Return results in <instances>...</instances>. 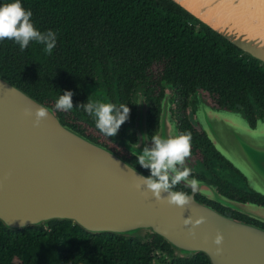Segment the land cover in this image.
<instances>
[{
    "label": "water",
    "instance_id": "obj_1",
    "mask_svg": "<svg viewBox=\"0 0 264 264\" xmlns=\"http://www.w3.org/2000/svg\"><path fill=\"white\" fill-rule=\"evenodd\" d=\"M170 1L264 66V0H242L248 13L246 19L237 22L257 26L260 31L251 36L233 31L230 23L223 24L216 16L204 20L178 0ZM165 101L161 103L155 136L167 139L177 133L170 124ZM37 107L49 111L48 118L39 125L34 117ZM30 112L33 115H28ZM197 115L201 129L215 149L242 174L249 190L264 197V118H259L252 128L244 119L241 127L228 123L225 128L230 140L218 145L210 137L212 128L204 121L215 118L224 122L240 114L200 104ZM145 121L144 108L138 104L135 123L142 126L141 134ZM129 151L141 153L130 148ZM140 176L148 177L107 148L62 125L50 108L0 76V223L3 227L18 230L51 220L68 221L90 234L111 233L139 240L157 235L175 258L202 253L209 264H264V228L229 218L197 202L193 194L199 193L262 224L264 205L232 200L197 179L199 187L195 193L187 183L180 184L190 190L188 195L192 197L191 206L181 209L156 201L143 187L138 190L137 185L142 183ZM201 218L204 222L198 224ZM218 233L223 236L220 246L214 243ZM218 247L222 250L219 255Z\"/></svg>",
    "mask_w": 264,
    "mask_h": 264
},
{
    "label": "trees",
    "instance_id": "obj_2",
    "mask_svg": "<svg viewBox=\"0 0 264 264\" xmlns=\"http://www.w3.org/2000/svg\"><path fill=\"white\" fill-rule=\"evenodd\" d=\"M12 0H0V5ZM41 32L57 44L49 55L31 42L21 50L0 42V76L50 108L64 123L56 101L71 91L73 106L95 73L156 79L185 98L197 93L213 106L264 118V66L204 27L170 0H21ZM103 66V69L99 67ZM134 167V166H132ZM141 173L140 169L134 167ZM251 191V190H250ZM248 191L247 199L264 205ZM245 200L244 198L239 199ZM237 220L238 213L226 214ZM237 215V216H236ZM243 222H255L244 220ZM259 227L264 224L255 222ZM157 262V263H155ZM0 264H209L202 253L175 258L157 235L144 240L90 234L68 221L9 230L0 223Z\"/></svg>",
    "mask_w": 264,
    "mask_h": 264
},
{
    "label": "flooded vegetation",
    "instance_id": "obj_3",
    "mask_svg": "<svg viewBox=\"0 0 264 264\" xmlns=\"http://www.w3.org/2000/svg\"><path fill=\"white\" fill-rule=\"evenodd\" d=\"M99 68L103 69L104 67L100 66ZM85 92L86 94L84 97L82 96L79 99V103L73 106L74 109L68 111L69 115H63L64 123L62 124L60 122L62 125L72 129L87 140L107 148L129 165L140 169L144 172L143 174L149 176L150 171L142 168L137 163V157L133 155L134 153L132 154V152L129 151V148L142 153L145 146L151 147V138L156 135L159 128L161 103L166 100L164 103H167V108L169 109L172 119L170 124L174 126L177 135L183 133H190L191 135L192 154L184 165V167H188L192 170V175L190 177L206 182L222 196L239 202H249L247 199L249 196L247 192L250 190L245 183V178L215 149L211 140L208 138L205 131L201 129L197 121V112L200 110V104H204L215 110L225 109L217 108L210 104L208 100L201 99L196 92L185 98L179 94L177 87L165 81H159L154 78H126L118 83L116 77L109 76L107 71H104V73H95L92 81L88 83ZM88 99L90 101L112 103L117 106L124 104L130 108L129 120L121 126L115 137H107L102 134L96 128L94 118L88 115L83 108L75 109L79 104L87 103ZM138 104L143 106L146 114V121L143 123V134L138 132V129H142V126L138 124L137 128L135 125ZM232 112L240 114V117L244 119L251 128L255 126L256 121L260 118L256 116L255 113L252 117H249L236 111ZM54 115L58 118L55 113ZM215 120H219L224 126L228 125L226 120L223 122L215 118L205 120L204 122L210 127H215L217 125V127L220 128L221 125H218V123L216 124ZM212 135L210 136L211 138H213ZM227 135L226 137H230L229 134ZM173 137L175 136L170 135V138ZM174 190L190 194V190L182 185H178ZM193 198L197 202L219 213L224 212L230 215L238 213L199 193L193 194ZM242 198L245 200L240 201L239 199ZM242 217H245L243 218L244 220L255 221L240 213H238V219L236 221L241 220L239 218ZM229 218L233 219V217ZM255 222L248 221L245 223L259 226Z\"/></svg>",
    "mask_w": 264,
    "mask_h": 264
},
{
    "label": "clouds",
    "instance_id": "obj_4",
    "mask_svg": "<svg viewBox=\"0 0 264 264\" xmlns=\"http://www.w3.org/2000/svg\"><path fill=\"white\" fill-rule=\"evenodd\" d=\"M32 15L31 10L23 7L21 0H12L11 3L0 5V42L13 41L19 45L22 51L27 49L31 42H35L44 45V51L50 55L56 47L57 34L52 30L45 32L38 30L32 22ZM73 95L74 93L71 91H65L63 95H60L55 104L56 109L65 112L73 110ZM80 108H83L88 115L94 118L96 128L107 137H115L121 126L129 120L130 115V108L127 105L117 106L89 99L87 103L79 104L75 109ZM28 115H33V113L30 112ZM48 116L47 108L37 107L34 111L35 124L39 125ZM191 154L190 133H183L167 139L152 136L151 147L145 146L142 153L133 154L137 157V163L150 171L148 177L140 176L142 183L137 185L138 190L143 187L152 194L156 201L166 202L170 206L181 209L189 208L192 197L186 192L174 189L182 182L187 183L193 193L199 187L197 179H189L192 170L184 167ZM163 193H167V195L164 196ZM203 222V218L197 221L198 224ZM186 223H191V221L186 220ZM214 243L217 246L222 245L223 236L218 233ZM221 251L218 247L216 254L219 255Z\"/></svg>",
    "mask_w": 264,
    "mask_h": 264
},
{
    "label": "bare ground",
    "instance_id": "obj_5",
    "mask_svg": "<svg viewBox=\"0 0 264 264\" xmlns=\"http://www.w3.org/2000/svg\"><path fill=\"white\" fill-rule=\"evenodd\" d=\"M188 10L195 15L206 20L210 16H216L223 24L230 23L231 29L237 33H245V35H255L260 30L250 24L240 25L237 20L246 19L248 9L246 3L242 0H178ZM231 3V4H230ZM254 12V11H253ZM255 13V12H254ZM255 13V17H256ZM263 28L262 24H259Z\"/></svg>",
    "mask_w": 264,
    "mask_h": 264
},
{
    "label": "rangeland",
    "instance_id": "obj_6",
    "mask_svg": "<svg viewBox=\"0 0 264 264\" xmlns=\"http://www.w3.org/2000/svg\"><path fill=\"white\" fill-rule=\"evenodd\" d=\"M168 109V108H167ZM168 113H169V118H170V120L172 121V119H171V117H170V112H169V109H168ZM235 119H232V120H226L229 124H233V125H235V126H237V127H241V124L242 125H244V122H243V119L241 118V117H239V116H236V115H234L233 116ZM209 119V118H208ZM220 120H223V119H220ZM170 121V122H171ZM216 122V124L218 123V125L220 124L221 125V127L219 128V127H217V125L215 126V127H210V128H212V133H213V138H212V140L216 143V144H221L222 145V143H228L229 142V137H226V136H228L227 135V129L225 128V127H227V125H223V124H221V122L219 121V120H215ZM138 124L139 123H135V125L137 126V128H138ZM138 132H140L141 133V129L139 128L138 129ZM155 263H157V262H155Z\"/></svg>",
    "mask_w": 264,
    "mask_h": 264
}]
</instances>
